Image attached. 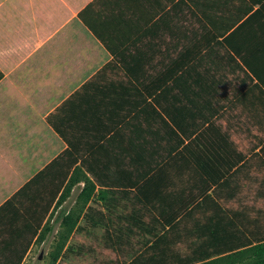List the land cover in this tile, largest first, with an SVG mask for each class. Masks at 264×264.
<instances>
[{"label": "crops", "instance_id": "obj_1", "mask_svg": "<svg viewBox=\"0 0 264 264\" xmlns=\"http://www.w3.org/2000/svg\"><path fill=\"white\" fill-rule=\"evenodd\" d=\"M205 1L0 0V206L53 161L5 214L34 229L52 199L48 235L78 198L157 199L216 180L237 149L246 176L264 168V0L240 17Z\"/></svg>", "mask_w": 264, "mask_h": 264}, {"label": "trees", "instance_id": "obj_2", "mask_svg": "<svg viewBox=\"0 0 264 264\" xmlns=\"http://www.w3.org/2000/svg\"><path fill=\"white\" fill-rule=\"evenodd\" d=\"M238 1L236 7H240L238 10L241 11L237 16L240 17L250 13L255 6L254 11H259L263 0H246V6L245 0ZM90 6L91 3L86 9ZM213 8L211 0L204 2L206 15H210ZM218 8L226 14L229 7L221 2ZM79 16L99 36L84 17L83 11ZM209 24L212 25V22ZM47 120L55 129H59L53 113L47 116ZM244 158V153L237 149L231 165L221 166L216 180L205 183L192 181L186 188L166 192L165 196L157 199L132 195L127 186H122L120 198H78L76 209L62 215L60 242L51 252L53 262L264 264V210L259 209L251 214L248 208L232 210L222 203L223 200L237 198ZM52 165L53 161L0 206V223L3 224L0 227V264H21L35 235L43 238L50 230L45 224L38 231L52 199L43 207L44 211L34 229L30 228L31 218L24 216L21 222L19 211H13L11 217L5 212L13 200L35 183L41 174L49 171ZM62 183L56 185L55 193ZM51 185L45 183L43 188L48 191ZM227 187L234 191L230 197L223 196ZM68 189L66 184L56 204L64 199ZM89 201L91 204L87 205ZM77 232H83L90 242L79 243L74 248L65 247L64 242Z\"/></svg>", "mask_w": 264, "mask_h": 264}, {"label": "rangeland", "instance_id": "obj_3", "mask_svg": "<svg viewBox=\"0 0 264 264\" xmlns=\"http://www.w3.org/2000/svg\"><path fill=\"white\" fill-rule=\"evenodd\" d=\"M244 172L242 176H239V187L237 198L232 200H223L222 203L229 206L232 210L240 208H248L251 214L255 211L264 210V168H254L253 175L246 176L245 168L243 167L240 172ZM59 229V228H58ZM45 234V240L43 243L40 241L32 249L30 256L23 262V264H55L51 256V252L57 246L59 240V232L63 230V226L58 230ZM43 237V238H44ZM41 239V238H39ZM90 240H87L83 232H77L73 237L64 242V246H70L74 248L77 244H87ZM41 253V257L39 254Z\"/></svg>", "mask_w": 264, "mask_h": 264}, {"label": "water", "instance_id": "obj_4", "mask_svg": "<svg viewBox=\"0 0 264 264\" xmlns=\"http://www.w3.org/2000/svg\"><path fill=\"white\" fill-rule=\"evenodd\" d=\"M39 257H41V253L39 254Z\"/></svg>", "mask_w": 264, "mask_h": 264}]
</instances>
